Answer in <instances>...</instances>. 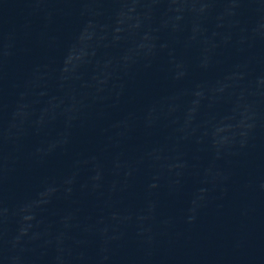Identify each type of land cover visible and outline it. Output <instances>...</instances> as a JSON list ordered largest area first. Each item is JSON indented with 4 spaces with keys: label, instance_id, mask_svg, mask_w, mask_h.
Wrapping results in <instances>:
<instances>
[{
    "label": "water",
    "instance_id": "1",
    "mask_svg": "<svg viewBox=\"0 0 264 264\" xmlns=\"http://www.w3.org/2000/svg\"><path fill=\"white\" fill-rule=\"evenodd\" d=\"M0 264H264V0H0Z\"/></svg>",
    "mask_w": 264,
    "mask_h": 264
}]
</instances>
